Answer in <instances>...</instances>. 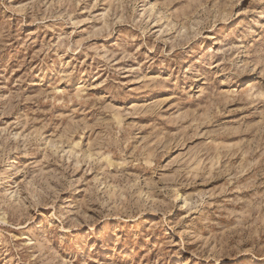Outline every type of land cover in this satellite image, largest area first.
Masks as SVG:
<instances>
[{"label":"rangeland","instance_id":"obj_1","mask_svg":"<svg viewBox=\"0 0 264 264\" xmlns=\"http://www.w3.org/2000/svg\"><path fill=\"white\" fill-rule=\"evenodd\" d=\"M0 264H264V0H0Z\"/></svg>","mask_w":264,"mask_h":264}]
</instances>
